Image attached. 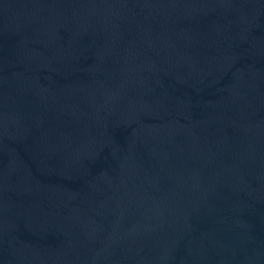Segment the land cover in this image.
Instances as JSON below:
<instances>
[{"label":"water","instance_id":"95a60500","mask_svg":"<svg viewBox=\"0 0 264 264\" xmlns=\"http://www.w3.org/2000/svg\"><path fill=\"white\" fill-rule=\"evenodd\" d=\"M0 264H264V0H0Z\"/></svg>","mask_w":264,"mask_h":264}]
</instances>
